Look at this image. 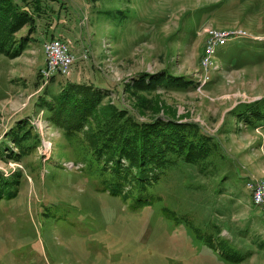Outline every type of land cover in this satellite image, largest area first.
I'll list each match as a JSON object with an SVG mask.
<instances>
[{
	"label": "rangeland",
	"instance_id": "1",
	"mask_svg": "<svg viewBox=\"0 0 264 264\" xmlns=\"http://www.w3.org/2000/svg\"><path fill=\"white\" fill-rule=\"evenodd\" d=\"M42 8L22 52L0 54V184L10 190L0 197V264H264L263 213L250 197L264 182V125L246 127L238 115L264 101V0H43ZM118 10L130 13L119 21ZM208 27L245 34L203 67ZM59 35L75 63L41 86L42 45ZM161 71L191 83L126 90ZM66 82L100 88L103 103L139 121L197 123L216 144L214 158L176 161L132 209L124 194H110V173L88 157L84 134L66 138L40 106ZM24 120L39 141L15 157L11 132ZM231 252L239 263L227 260Z\"/></svg>",
	"mask_w": 264,
	"mask_h": 264
},
{
	"label": "trees",
	"instance_id": "2",
	"mask_svg": "<svg viewBox=\"0 0 264 264\" xmlns=\"http://www.w3.org/2000/svg\"><path fill=\"white\" fill-rule=\"evenodd\" d=\"M19 1L0 0V54L9 58L18 56L26 44L31 42L30 35L36 27L35 15L43 11V0ZM129 13V10H118L115 16L122 21ZM26 26V34L17 39L18 32ZM57 38L63 40L60 35ZM39 80L41 86L47 85L40 72ZM190 83L188 78L174 76L166 71L141 73L126 90L138 95L156 91L159 87H187ZM63 85L61 92L51 98L43 96L40 106L49 111L50 123L60 128L66 138H79L84 134L85 138L82 137L81 142L88 150V157L101 166L98 167L99 171L110 173V194H124V198L131 200L132 209L146 204L153 179L164 175L168 166L178 160L193 164L208 161L215 156L216 144L213 138L195 122L159 117L139 121L122 106L103 103L104 93L94 85L76 82ZM43 95H47L46 89ZM153 109V113H158L157 108ZM238 115L246 127L248 123L251 127L264 125V101L246 106ZM11 135L19 149L18 154H12L15 157L39 141L27 120L16 124ZM2 185L0 197L6 190L7 196L10 195L8 187L4 189ZM231 253L227 260L239 263L240 259L235 257L238 252Z\"/></svg>",
	"mask_w": 264,
	"mask_h": 264
},
{
	"label": "built area",
	"instance_id": "3",
	"mask_svg": "<svg viewBox=\"0 0 264 264\" xmlns=\"http://www.w3.org/2000/svg\"><path fill=\"white\" fill-rule=\"evenodd\" d=\"M204 32V49L200 60L203 67L214 66L215 64L217 66L218 61L214 56L216 48L224 46L234 36L245 34L242 30L229 31L212 27L205 28ZM42 48L45 54V65L40 70V74L44 84H47L51 77L65 76L70 72L74 56L66 42L55 37L45 41ZM250 196L252 204L262 211L264 220V182L251 185Z\"/></svg>",
	"mask_w": 264,
	"mask_h": 264
}]
</instances>
